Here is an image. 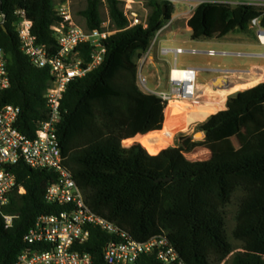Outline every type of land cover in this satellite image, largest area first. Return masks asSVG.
<instances>
[{
	"label": "trees",
	"instance_id": "16d2710c",
	"mask_svg": "<svg viewBox=\"0 0 264 264\" xmlns=\"http://www.w3.org/2000/svg\"><path fill=\"white\" fill-rule=\"evenodd\" d=\"M100 0H86L81 12L85 28L102 23ZM111 27L117 32L103 41V62L85 77L72 81L61 101L62 120L57 136L62 165L83 192L89 208L139 242L165 234L185 264H264V82L231 94L225 109L197 124L205 134L200 146L187 153L182 147L162 145L165 124L172 119L168 106L136 84V61L155 34L170 22L174 6L150 1L146 27L128 28L117 0L106 1ZM22 9L32 21L36 44L56 52L51 27L63 22L54 0H0V48L6 54L9 88L0 93V108L21 110L18 129L32 137L46 118L44 92L47 70L33 67L21 52L13 26V12ZM264 13L254 7L202 3L187 21L190 39H221L245 32L250 21ZM89 48L81 49L88 62ZM182 137V136H181ZM184 147H189L186 142ZM17 186L4 207L17 219L4 229L0 217V264H15L25 248L23 236L40 215L62 208L45 203L46 188L56 181L51 170H33L23 162L10 166ZM236 194L233 240L226 231V208ZM111 237L93 228L81 253L92 264H105L102 249ZM136 264H159L142 256Z\"/></svg>",
	"mask_w": 264,
	"mask_h": 264
},
{
	"label": "built area",
	"instance_id": "2783aa9c",
	"mask_svg": "<svg viewBox=\"0 0 264 264\" xmlns=\"http://www.w3.org/2000/svg\"><path fill=\"white\" fill-rule=\"evenodd\" d=\"M106 1L100 0L107 10ZM117 1L128 22V28L136 25L146 27V20L140 21L132 10V5L140 3L141 0ZM148 1L167 2L173 6L181 2L197 3V6L202 3L229 6L234 4L231 7L247 5L264 13V0ZM67 4L68 1L65 0L57 6L56 15L62 18L63 22L51 27L56 40L54 54L36 44L31 32L32 21L26 12L22 9L13 12V26L18 34L21 52L33 67L48 71L50 82L44 92L46 118L37 124L32 137L24 135L18 129L21 113L19 107L6 105L0 108V217L6 230L12 228L17 219V216L6 214L3 209L9 204L15 190L18 195L25 193L23 187L17 186L16 178L10 171V166L18 162L25 163L33 170H51L56 173V181L46 188L44 201L48 205L62 208L58 213L40 215L36 218L33 226L23 236L25 248L17 255L15 264H92V257L87 253H81L79 247L87 242L93 228L111 237L102 249L105 264H136L142 256H152L159 264H185L165 234L139 242L114 223L95 214L87 205L84 194L71 173L62 165L57 130L62 120L61 101L64 93L72 81L85 77L103 62L105 55L103 41L117 32L111 27L109 15L97 29L89 30L74 24ZM194 9L195 7L191 8V14ZM0 17L2 24L5 25L6 16ZM170 23L171 21L155 34L147 50L136 61L137 87L144 94L160 98L165 106L171 101H191L197 97L198 69L177 68V56L184 53L185 49L157 46L158 38ZM249 27L256 29L257 38L258 34L264 33L260 17L252 19ZM155 45L159 59L173 55V67L169 69L167 78L169 88L167 91L155 92L149 89L147 80L143 77L145 68L153 61ZM85 46L90 49L88 62L80 55L81 49ZM189 52L196 53V50L191 49ZM207 54L213 55L215 52L208 50ZM173 68L192 79L172 77ZM9 84L6 54L0 48V93L8 89ZM261 260L264 262V256Z\"/></svg>",
	"mask_w": 264,
	"mask_h": 264
},
{
	"label": "rangeland",
	"instance_id": "374dc122",
	"mask_svg": "<svg viewBox=\"0 0 264 264\" xmlns=\"http://www.w3.org/2000/svg\"><path fill=\"white\" fill-rule=\"evenodd\" d=\"M63 1L65 0H54L55 9ZM67 1V6L71 14L72 22L80 27L85 28L84 19L81 16V12L86 6V0ZM149 2L150 1L148 0H141L140 3H134V5H132V10L137 14L140 21H145L147 18V15L150 11L148 8ZM196 6L197 3L191 4L187 2H181L180 4L174 5V13L172 17H175V23H170L169 25H167V27L161 34H166V32L170 28H174L181 34V37L179 38H187V35L183 33L185 30V20L191 14V8H196ZM231 6H234V4H231ZM100 14L102 21H105L108 17V14L105 6L103 5H101L100 7ZM160 37L163 38L162 36ZM217 43H219V45H210L212 43L209 42V40H202L201 43L197 44L191 43L190 45H180L185 50L184 53L177 56V68L185 69L192 67L198 69L196 87L199 85L200 89L197 88V96H203L206 91H209L208 89L214 92L220 91L222 87L217 85V82L221 79H224L227 82L228 86H232L239 81L244 82V80H236V82L232 81L231 77L233 76L234 72L236 73L240 70L246 71L252 64L264 65V46L259 43V40L257 38V31L255 28L249 27L245 32H232L224 38L218 39ZM159 46L167 48L172 47L171 44L164 43L162 41L159 43ZM191 47L195 48L196 53L189 52L191 51ZM209 48L212 49L215 54L208 55L207 51ZM153 55V61L147 66V68H145L143 77L147 80L149 89L155 92L167 91L169 90L167 78L169 69L173 67V55H166L164 59H159L157 50H153ZM188 78L192 79V77ZM201 100H205V98L201 97ZM167 106L169 108V111H171V115L173 118V106L170 103ZM169 122H167V124ZM167 124H165V126ZM197 124H199V122L192 123L191 125H189L186 131L178 132L171 138H166L161 135L163 138H165L162 139V145L173 146L169 149H178L179 147H182L185 152L189 153L191 148L193 147L190 138L195 133H202V131H197ZM204 139L205 134L202 139L196 142V145L200 146L201 142H203ZM186 142L189 144V147L187 148L184 147V144ZM239 196V194H236L232 203L226 208V231L229 241L234 248H238L241 245L239 242L233 240L231 236V232L235 225L234 214L237 209V200ZM229 258L230 256L226 260H228ZM225 261L221 264H227L225 263Z\"/></svg>",
	"mask_w": 264,
	"mask_h": 264
},
{
	"label": "bare ground",
	"instance_id": "6f19581e",
	"mask_svg": "<svg viewBox=\"0 0 264 264\" xmlns=\"http://www.w3.org/2000/svg\"><path fill=\"white\" fill-rule=\"evenodd\" d=\"M258 37L259 43L264 46V33L258 34ZM177 76L189 80L186 75H183L178 69L173 68L172 77L175 78ZM231 80L234 82H236V80H244V82H236L232 86H228L227 82L224 79H221L217 82V85L222 87L218 92L208 89L209 91H206L203 96H197L191 101L169 102L173 106V118L165 126L162 135L166 138H171L178 132L186 131L192 123L203 122L209 116L224 110L229 95L238 91L253 88L264 82V65L252 64L246 71L234 72ZM197 88L200 89V86L198 85ZM201 97H204L205 100H201ZM203 137V133H195L193 135L194 140H200Z\"/></svg>",
	"mask_w": 264,
	"mask_h": 264
},
{
	"label": "crops",
	"instance_id": "0c3cea01",
	"mask_svg": "<svg viewBox=\"0 0 264 264\" xmlns=\"http://www.w3.org/2000/svg\"><path fill=\"white\" fill-rule=\"evenodd\" d=\"M192 15V14H191ZM189 15L186 20H185V30H184V34L187 35V38H179L181 37V34L176 31L174 28H170L166 34H161L160 36H162L163 38H158V43L157 46H159V43L162 41L164 43H169L172 45V47L170 48H183L180 45L181 44H191V43H201L202 40H197V41H193L190 39V35H191V30L188 28L187 26V21L190 18ZM175 23V17L173 16L171 19V24ZM165 30V29H164ZM163 32V31H162ZM224 38V37H223ZM209 42H211L212 44L210 45H219V43H217L218 39H208ZM184 49V48H183ZM191 49H195L194 47H191ZM153 50H156V45L154 46ZM208 50H212V49H208ZM237 72H241V71H237ZM240 82V81H239Z\"/></svg>",
	"mask_w": 264,
	"mask_h": 264
},
{
	"label": "water",
	"instance_id": "95a60500",
	"mask_svg": "<svg viewBox=\"0 0 264 264\" xmlns=\"http://www.w3.org/2000/svg\"><path fill=\"white\" fill-rule=\"evenodd\" d=\"M0 26H1V28H2V30H3L4 32H7V29H6L5 25L2 24V18H1V17H0ZM222 54H224V53H222Z\"/></svg>",
	"mask_w": 264,
	"mask_h": 264
}]
</instances>
